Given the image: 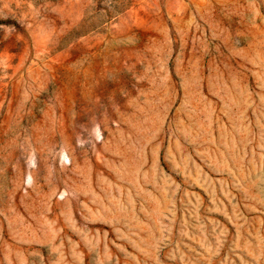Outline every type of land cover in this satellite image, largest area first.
Here are the masks:
<instances>
[{
  "label": "rangeland",
  "instance_id": "obj_1",
  "mask_svg": "<svg viewBox=\"0 0 264 264\" xmlns=\"http://www.w3.org/2000/svg\"><path fill=\"white\" fill-rule=\"evenodd\" d=\"M0 264H264V0H0Z\"/></svg>",
  "mask_w": 264,
  "mask_h": 264
}]
</instances>
